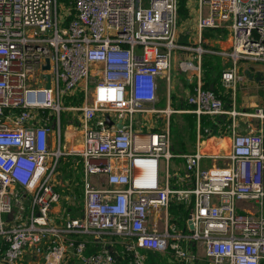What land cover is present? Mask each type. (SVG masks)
Returning <instances> with one entry per match:
<instances>
[{
	"label": "built area",
	"instance_id": "2783aa9c",
	"mask_svg": "<svg viewBox=\"0 0 264 264\" xmlns=\"http://www.w3.org/2000/svg\"><path fill=\"white\" fill-rule=\"evenodd\" d=\"M198 7L207 14L189 47L176 40L178 0H71L61 15L58 0H0V264H65L71 255L80 264H121L109 236L130 264H146L142 250L190 264L183 243H199L211 264L264 263V105L227 110L200 79L206 29L229 33L230 50L219 53L231 64L220 76L225 89L242 81L240 61L264 64V0ZM180 50L193 56L178 70L197 76L185 112L230 121L219 135L229 141L217 150L198 121L195 151L172 152L175 111L157 108V92ZM62 111L74 123L61 145ZM68 159L82 172V213L74 217L65 210L70 187L57 177ZM175 159L183 177L170 173ZM186 179L192 186L179 188ZM171 204L187 209L188 232L167 221L162 231L149 227L150 215ZM88 235L98 252L86 253Z\"/></svg>",
	"mask_w": 264,
	"mask_h": 264
},
{
	"label": "crops",
	"instance_id": "0c3cea01",
	"mask_svg": "<svg viewBox=\"0 0 264 264\" xmlns=\"http://www.w3.org/2000/svg\"><path fill=\"white\" fill-rule=\"evenodd\" d=\"M185 8L187 11V16L184 18L178 17L177 26V43L184 46L195 47L198 45V32H197V20L200 16L207 14L205 8L201 9L198 7V0H186ZM225 31V35L204 38L202 35V41L200 46L205 50V53L201 59V74L200 79L202 86L205 83H213L214 87L212 91L219 96L223 102L225 109L230 110L231 108L236 109L239 103V108L247 110L246 112H252L257 107H262L264 105V64L259 62H252L248 60H242L238 64V71L242 75V81L239 82L233 89H225L222 86L220 80L219 71L223 72L224 60L227 58L222 57L219 53L228 52L231 47V41L229 33L225 29H219ZM177 57L173 56V61L177 64L176 69V83L171 80L170 73L168 80L165 79V89H166V100L162 105L160 103V81L158 87V103L157 108L164 109L169 107L171 110L175 111L170 116V133L172 125L173 115H180L181 127L183 128V133L185 135V142L181 143V147L178 149L172 148L174 155H185L190 154L195 151L197 142V117L193 114L186 113L190 109L186 102L187 96L192 93L197 76L193 72L181 73L178 70V63L182 59L191 60L193 53L190 51H177ZM217 58H209L208 62H211L210 67H218L216 73L215 70L209 73L208 76L205 72L206 66L204 64L207 56H214ZM229 62V60H228ZM230 64V62H229ZM204 65V66H203ZM231 65V64H230ZM204 67V68H203ZM218 73V74H217ZM208 78H205L207 77ZM220 75V76H219ZM177 84V90H175L174 85ZM175 90L176 92H174ZM237 111V110H236ZM242 112V111H241ZM151 115H148V122H151ZM186 121V125L184 123ZM174 126L177 124L176 120L173 119ZM200 127H209L212 131L211 138L208 139L206 143L210 144L214 150L224 145L229 141V137L219 138V135L224 136L229 129L230 121L224 117H217L214 119H207L205 117L200 118ZM153 125V123L151 122ZM178 125V124H177ZM194 125V126H193ZM56 132V131H55ZM226 132V133H225ZM79 136V135H78ZM51 135L50 141L54 145L55 140H53ZM56 143V142H55ZM76 148V147H75ZM177 160V159H175ZM176 163H179L178 161ZM182 163V161H181ZM180 176L185 175V171L182 164V169H176ZM57 177L68 183L70 189L63 192L67 196L65 200V210L71 216H77L82 213V172L80 167L76 169L72 168V161L70 159L63 160L60 162L58 168ZM94 183L101 188H106V184L103 180L93 179ZM174 177H172L171 184H173ZM192 183L189 179H186L184 183L179 184V188H190ZM61 190V188H60ZM60 211V209L58 210ZM161 212H164V219L161 216ZM187 220V209L185 206L171 204L167 210H160L158 212L152 213L149 217L148 225L157 231H162L166 221L168 224L176 225L178 231H185ZM186 232L188 230L186 229ZM185 232V233H186ZM111 240L115 241V245L111 248L116 254L121 264H130L129 259L121 254L122 245L118 242L117 237L109 236ZM86 242V253L91 254L98 252L100 247H98L96 241L91 235L83 236ZM185 244V246H184ZM182 245V244H181ZM183 246L189 251L192 256V261L190 264H211L205 257L204 249L199 243H183ZM168 251L167 253H158L148 250H142L141 253L145 257L146 264H175L171 255ZM65 264H80L78 260L72 255L67 258ZM264 264V263H263Z\"/></svg>",
	"mask_w": 264,
	"mask_h": 264
},
{
	"label": "rangeland",
	"instance_id": "374dc122",
	"mask_svg": "<svg viewBox=\"0 0 264 264\" xmlns=\"http://www.w3.org/2000/svg\"><path fill=\"white\" fill-rule=\"evenodd\" d=\"M65 4L62 3V2H58V10H59V15L62 14V12L64 11V6ZM66 6V5H65ZM178 53L177 51H175L173 53V56L174 57H177ZM230 67V64L228 62V59L224 60V64H223V68L225 69H228ZM176 69H177V64L175 61L172 62V65H171V70H170V77H171V80L176 83ZM165 79L161 80L160 82V103L163 105L165 100H166V89H165ZM174 88L175 90H177V84L174 85ZM175 90H173L174 92H176ZM92 91V87L90 86V92ZM63 106H69V103H65L63 102L62 103V107ZM239 103L237 104V107H236V110L237 111H243V109H240L239 108ZM244 111H247V110H244ZM173 119L176 120L177 124L174 126V123H173V119H172V125H171V147L175 149H178L181 147V143H184L185 142V135L182 134L183 133V128H180L181 127V118H180V115H173L172 117ZM69 123H74V119L72 120V117H71V114L69 112H65V111H62L61 112V115H60V129H61V136H62V143L61 145L63 144V131L65 129V126L68 125ZM185 125H186V121H184ZM56 130H54L52 136H53V140H55L54 142V145H53V148L56 149L57 145H58V140H57V136H56ZM173 152V150H172ZM179 162V163H176V162ZM164 160H160V175L161 177L164 176ZM176 169H182V163H181V160L177 159V160H171L170 161V173L171 175L175 176L178 174V171ZM161 216L162 218L164 219V212H161Z\"/></svg>",
	"mask_w": 264,
	"mask_h": 264
},
{
	"label": "trees",
	"instance_id": "16d2710c",
	"mask_svg": "<svg viewBox=\"0 0 264 264\" xmlns=\"http://www.w3.org/2000/svg\"><path fill=\"white\" fill-rule=\"evenodd\" d=\"M71 0H58V2H62V3H64L66 6L69 4V2H70ZM185 3H186V0H178V17H181V18H184V17H186L187 16V11H186V8H185ZM226 33H225V31H223V30H219V29H206V30H204L203 32H202V35H203V37L204 38H208V37H216V36H222V35H225ZM209 58H217V57H215V55L214 56H207L206 57V60H205V63L206 64H204L205 66H206V69H205V72H206V74L209 76L210 74V72L212 71V69H214L215 70V73H216V71H217V69H218V67H210V65H211V62H208L207 63V60L209 59ZM203 65V66H204ZM204 68V67H203ZM220 75H221V71H219L218 72ZM217 73V74H218ZM206 75V76H207ZM219 75V76H220ZM208 76L207 77H205V78H208ZM209 79V78H208ZM213 87H214V85H213V83L211 84L210 82H208V83H205L204 85H203V89H209V90H214L213 89ZM214 92H216V91H214ZM194 126V125H193Z\"/></svg>",
	"mask_w": 264,
	"mask_h": 264
},
{
	"label": "water",
	"instance_id": "95a60500",
	"mask_svg": "<svg viewBox=\"0 0 264 264\" xmlns=\"http://www.w3.org/2000/svg\"><path fill=\"white\" fill-rule=\"evenodd\" d=\"M47 63H48V62H47ZM45 69H46V70L48 69V64H47V66L45 67ZM46 78L49 79L48 76H46ZM48 86H49V85H47V87H48ZM107 123L110 124L109 120H107ZM188 224H189V228H190V230H192L193 227H192L191 223L189 222Z\"/></svg>",
	"mask_w": 264,
	"mask_h": 264
}]
</instances>
